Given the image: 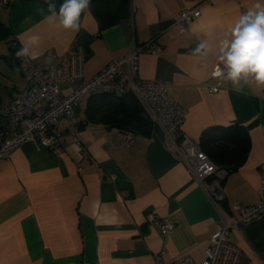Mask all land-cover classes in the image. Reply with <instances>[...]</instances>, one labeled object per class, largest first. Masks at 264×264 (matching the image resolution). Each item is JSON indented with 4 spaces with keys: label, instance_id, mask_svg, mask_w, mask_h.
Instances as JSON below:
<instances>
[{
    "label": "crops",
    "instance_id": "0c3cea01",
    "mask_svg": "<svg viewBox=\"0 0 264 264\" xmlns=\"http://www.w3.org/2000/svg\"><path fill=\"white\" fill-rule=\"evenodd\" d=\"M201 1L91 0L79 31L72 32L44 22L38 12L43 6L47 14L44 0H14L1 10L8 34L0 36V142L8 132L6 107L22 83L16 56L22 42L38 37L35 63H43L49 51L78 47L84 75L91 77L132 42L154 39L161 50L140 55L139 76L171 82L172 99L186 111L182 129L195 141L211 127L247 129V157L222 179L219 205L230 212L236 202L255 203L264 169V89L252 84L238 92L223 81L210 92L201 82L216 79L210 75L218 61L191 53L201 40L218 43L257 0L204 3L201 15L178 32L175 16ZM91 95L76 109L79 144L65 136L53 152L26 141L0 159V264H154L163 248L168 258L186 254L200 261L221 226L217 204L166 146L168 136L158 123L151 121L149 135L134 133L125 144L123 129L93 119ZM151 212L155 220L147 222ZM165 221L173 228L162 235ZM229 240L242 250L239 264H258L264 258V217L241 222Z\"/></svg>",
    "mask_w": 264,
    "mask_h": 264
},
{
    "label": "built area",
    "instance_id": "2783aa9c",
    "mask_svg": "<svg viewBox=\"0 0 264 264\" xmlns=\"http://www.w3.org/2000/svg\"><path fill=\"white\" fill-rule=\"evenodd\" d=\"M13 1L0 0V23L1 10ZM212 1L202 0L199 4L181 9L173 20L178 32L186 31L201 15V5ZM11 43L16 45L14 39ZM160 50L161 45L154 39L132 42L124 54L112 59L91 77L84 75L85 60L78 47H68L61 53L49 51L43 63L19 57L22 83L12 92L5 110L8 132L0 142V159L9 158L13 150L26 141H33L53 152L59 151L65 136L79 144L76 109L82 97L94 93L132 94L151 121L164 129L168 136L166 146L188 165L193 176L217 204L221 215V226L211 234L209 245L200 261L194 262L186 254L168 258L163 248L154 254V264H239L242 250L238 244L229 240V234L243 221L264 217V169L255 203L245 205L236 202L230 212L220 207L219 203L225 197L221 181L228 173L227 169L217 165L202 149L200 142L191 139L183 131L186 111L172 99L169 91L171 82L167 79H142L139 76L140 55L144 52L157 54ZM217 65L210 75L216 79L201 82L210 92H217L223 87V80L213 75ZM75 82H79L76 87H68ZM123 133L124 143H131L134 132L123 130ZM145 220L154 221L155 214L148 213ZM172 228L173 223L165 221L160 225V232L166 235ZM258 264H264V258H260Z\"/></svg>",
    "mask_w": 264,
    "mask_h": 264
},
{
    "label": "clouds",
    "instance_id": "9594fccd",
    "mask_svg": "<svg viewBox=\"0 0 264 264\" xmlns=\"http://www.w3.org/2000/svg\"><path fill=\"white\" fill-rule=\"evenodd\" d=\"M47 6L38 8L44 22L53 27L78 32L81 16L90 10L91 0H44ZM38 37H31L17 50L16 56L35 59L33 50ZM193 56L201 60L215 55L218 65L213 75L230 84L235 91H243L245 85L264 89V0H257L252 8L240 15L235 24L219 39L218 43L201 40L192 50Z\"/></svg>",
    "mask_w": 264,
    "mask_h": 264
},
{
    "label": "trees",
    "instance_id": "16d2710c",
    "mask_svg": "<svg viewBox=\"0 0 264 264\" xmlns=\"http://www.w3.org/2000/svg\"><path fill=\"white\" fill-rule=\"evenodd\" d=\"M7 28L0 23V36L7 35ZM87 107L93 119L130 130L141 135H149L151 119L132 94L116 95L96 93ZM249 134L245 127H211L203 131L200 145L210 158L227 171L237 169L245 161L249 151Z\"/></svg>",
    "mask_w": 264,
    "mask_h": 264
}]
</instances>
